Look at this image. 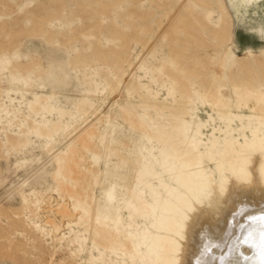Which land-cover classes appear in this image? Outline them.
Returning a JSON list of instances; mask_svg holds the SVG:
<instances>
[{
  "label": "rangeland",
  "instance_id": "1",
  "mask_svg": "<svg viewBox=\"0 0 264 264\" xmlns=\"http://www.w3.org/2000/svg\"><path fill=\"white\" fill-rule=\"evenodd\" d=\"M129 12L136 14L133 27L142 40L131 44L124 67L135 73L145 86L144 91L150 89L156 94L153 96L156 103L166 102L176 92L169 82L162 83L157 77L161 72L157 61L167 58L172 46L180 52L183 60L178 67L197 100L209 98V83L227 77L232 71L247 76L264 90V0L247 6L241 0H0V42L4 33L15 26L24 29L18 55L10 53L11 50L5 52L8 58H19L22 63L6 69L7 61L0 58V264H129L130 255L121 245H95L93 235L100 217L95 219L92 215V220L63 226L60 208L66 195L64 182L71 151L78 141L75 132L89 127L95 113L106 107L111 106L114 133L110 130L106 133L109 155L99 161L100 173H106V180L95 191L93 206H98L100 200L112 206L115 199H107L101 190L112 184L120 168L124 169L121 176L132 177L137 152L122 139L131 136L139 142V130L126 123L125 114L116 102L107 101L104 88L108 86L99 73L103 65L93 56L94 50L85 48L82 42L85 39L103 51L108 49L112 45L108 34L113 28L130 29L126 26ZM196 20L207 25L190 24ZM84 22H89L90 27ZM225 25H228L225 34L230 33L227 44L215 38L214 32ZM189 26L199 31V41L184 35L182 29ZM172 31L181 34L174 42L169 37ZM63 35L69 37L67 43L63 42ZM212 44L219 46L218 51L215 56H206ZM199 55L206 57L212 72L203 71ZM87 57L91 59L85 67L82 64ZM20 67L42 71L33 80L36 84L30 78H19ZM66 77L67 83L53 85L56 79ZM202 82L207 87L197 94ZM245 88L244 84H237L238 91ZM220 90H215L218 96ZM226 90L229 109L218 102L216 107L206 103L200 108V116L209 120V125L202 129V143L209 138L215 144H226L224 137L227 129V133L231 132L230 128H234L231 134L239 141H243L242 133L250 137L253 124L259 127L258 134L264 132L255 112L244 109L242 104L237 107L238 96L233 87ZM37 102L69 109L60 127L46 136L27 128L31 121L48 125L56 121L54 111L37 114L33 120L27 118L29 106ZM232 114L251 115V124H246V119L240 123ZM9 137L25 141L19 142V149L8 151L5 143ZM124 146L125 154L121 156ZM116 186L114 192L118 193L120 184ZM49 200L53 212H49ZM42 216H49L54 221H50L51 226L56 223L64 235L57 247V259L51 263L49 253L56 248L50 227L47 231L38 227ZM111 231L121 236L119 229ZM126 260L128 263H124Z\"/></svg>",
  "mask_w": 264,
  "mask_h": 264
},
{
  "label": "bare ground",
  "instance_id": "2",
  "mask_svg": "<svg viewBox=\"0 0 264 264\" xmlns=\"http://www.w3.org/2000/svg\"><path fill=\"white\" fill-rule=\"evenodd\" d=\"M260 1L263 0H241L244 6ZM135 16L134 12H129L126 17L128 31L113 28L109 32L112 45L104 51L82 40L84 47L94 50L93 56L103 65L99 73L108 86L104 88L107 101L116 102L125 114L126 123L139 130V142L131 136L122 139L137 152L131 167L132 177L121 176L124 169L120 168V174L115 176L112 184L101 190L107 199H115L112 206L108 207L101 200L98 206H93L95 191L106 180V173H100L99 162L109 155L106 133L108 130L114 133L111 106L106 107L95 113L89 127L75 132L78 141L71 151L64 182L66 195L60 207L64 218L62 225L92 220V215L95 219L100 217L93 235L95 245H121L130 255L129 264H264V240L261 238L264 220L259 219L264 216V132L258 134L259 127L253 124L250 137L242 133L243 141H239L231 134L234 128H230L231 132L227 133V129L224 137L226 144H215L209 138L208 142L202 143V129L209 125V120L199 114L206 103L216 107L218 102L229 109L226 88L232 86L238 96L237 107L242 104L244 109L255 112L258 125L264 127V90L247 76L232 71L227 77L209 83V98L197 100L178 67L183 60L180 52L172 46L169 56L157 61L161 71L157 77L162 83L169 82L176 92L166 102L156 103L153 99L156 94L150 89L144 91L145 86L135 73L124 67L131 44L142 40L133 27ZM84 23L90 27L89 22ZM199 23L202 22L190 21L191 25ZM202 24L207 25L206 22ZM179 25L183 27L182 23ZM225 26L214 32L215 38L227 44L230 33L225 34L228 25ZM190 27L182 29L184 35L199 41V31ZM23 30L20 25L15 26L4 33L5 38L0 42V58L7 61L6 69L22 63L19 58H8L5 52L11 50L10 53L18 55ZM180 35L172 31L169 37L174 42ZM62 40L67 43L69 37L63 35ZM212 47L206 56L216 55L219 46L212 44ZM197 58L205 73L212 72L205 56ZM90 59H84L82 65L86 67ZM17 72L20 79L30 78L31 83L36 84L33 80L42 71L20 67ZM68 80L67 77L56 79L53 85ZM85 81L89 82V79L85 78ZM238 83L246 86L244 91L237 90ZM206 87V82L199 84L197 94ZM218 89L221 96L215 91ZM28 111L27 118L31 120L37 114L55 112L56 121L52 125L31 121L27 127L43 136L59 128L62 118L69 114L68 108L46 102L33 103ZM231 117L240 123L246 119V124H251V115L232 114ZM24 141L9 137L5 148L8 151L19 149V142ZM124 148L121 156L125 154ZM117 183L120 184L118 193L114 192ZM48 204L49 212H53L51 200ZM48 217L42 216L38 227L42 231L51 229L56 248L49 253L51 263L57 259V247L63 242L64 235L56 223L51 226L53 220ZM108 218H111L110 222ZM116 228L121 236L111 231ZM124 263H128L127 260Z\"/></svg>",
  "mask_w": 264,
  "mask_h": 264
},
{
  "label": "snow or ice",
  "instance_id": "3",
  "mask_svg": "<svg viewBox=\"0 0 264 264\" xmlns=\"http://www.w3.org/2000/svg\"><path fill=\"white\" fill-rule=\"evenodd\" d=\"M259 219L264 220V216L259 217ZM261 238H262V240H264V232H261Z\"/></svg>",
  "mask_w": 264,
  "mask_h": 264
}]
</instances>
